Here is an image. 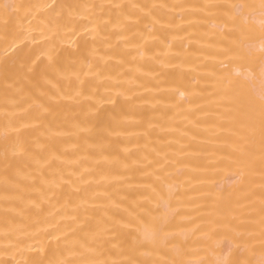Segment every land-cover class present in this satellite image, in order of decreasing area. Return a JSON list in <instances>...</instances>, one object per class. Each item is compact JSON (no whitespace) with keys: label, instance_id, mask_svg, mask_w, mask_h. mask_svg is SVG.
Instances as JSON below:
<instances>
[{"label":"bare ground","instance_id":"bare-ground-1","mask_svg":"<svg viewBox=\"0 0 264 264\" xmlns=\"http://www.w3.org/2000/svg\"><path fill=\"white\" fill-rule=\"evenodd\" d=\"M0 264H264V0H0Z\"/></svg>","mask_w":264,"mask_h":264}]
</instances>
